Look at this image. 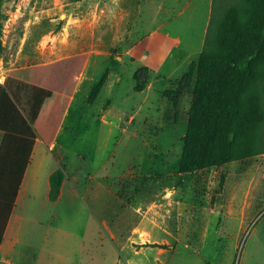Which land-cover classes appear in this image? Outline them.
<instances>
[{
	"label": "rangeland",
	"instance_id": "374dc122",
	"mask_svg": "<svg viewBox=\"0 0 264 264\" xmlns=\"http://www.w3.org/2000/svg\"><path fill=\"white\" fill-rule=\"evenodd\" d=\"M187 2L0 0V83L19 81L32 67L87 53L52 148L58 170L64 173L72 167L78 154L85 159H75L74 170H91L93 154L102 155L112 174L120 175V185L114 187L118 196L157 205L143 209L145 215L160 217V224H149L152 238L143 233L150 241L140 247L168 251L172 264H264V154L193 172L181 170L190 88L206 26L204 6L180 13ZM247 7V0H214L206 58L233 46L230 41L243 29ZM263 13L261 0L257 15ZM163 23L164 30L186 43L151 76L131 50ZM190 53L198 57L186 69ZM172 72L175 78L168 83L159 77ZM149 80L153 90L138 93ZM173 91L177 96L166 97ZM120 118L133 122L128 129L140 132V139L115 129L105 147L99 144L98 122Z\"/></svg>",
	"mask_w": 264,
	"mask_h": 264
},
{
	"label": "trees",
	"instance_id": "16d2710c",
	"mask_svg": "<svg viewBox=\"0 0 264 264\" xmlns=\"http://www.w3.org/2000/svg\"><path fill=\"white\" fill-rule=\"evenodd\" d=\"M261 0H247L243 29L219 56L206 58L210 22L190 88L183 172L264 154V13ZM236 45V48L234 47ZM88 54H77L28 69L19 81L0 83V246L37 138L56 140ZM18 76L19 73H12ZM25 90V93H24ZM178 92L166 93V97ZM64 173L51 176V199L60 194Z\"/></svg>",
	"mask_w": 264,
	"mask_h": 264
},
{
	"label": "crops",
	"instance_id": "0c3cea01",
	"mask_svg": "<svg viewBox=\"0 0 264 264\" xmlns=\"http://www.w3.org/2000/svg\"><path fill=\"white\" fill-rule=\"evenodd\" d=\"M187 1L180 13L187 9L194 12L203 6L206 10V26L199 56L204 49L214 0H197L199 5L203 2L201 6L194 3L196 0ZM165 26L161 24L131 50L135 61L146 68L151 76L157 75L170 61L175 49L186 43L180 35L164 30ZM191 55L184 63L186 69L197 60L198 56L192 58ZM159 77L165 83L175 78L173 72ZM154 87L153 80H149L138 93L147 94ZM132 125V121L122 118L98 122L99 144L105 147L115 129L123 135L140 139V132L128 129ZM62 128L63 122L56 140L50 146L41 138L36 140L0 246V264H172L174 258L168 251L157 253L155 247L148 251L140 247L146 240L150 241L143 237V233L152 238L150 225L160 224V217L153 218L148 215L149 212L145 215L143 209L157 205L151 203L149 206L139 200H126L118 196V190H114V187L118 186V182L120 185V175L112 174L99 153L93 154L91 159L94 168L85 172L74 170L73 165L75 159L85 157L81 154L74 156L73 163H69L72 167L64 170L58 198L51 199V176L59 168L52 148L57 146ZM3 138L4 132L0 131V146ZM107 162L110 165V158ZM110 195L117 196V199H110ZM61 206L66 209L59 211ZM163 223L166 220L163 219Z\"/></svg>",
	"mask_w": 264,
	"mask_h": 264
}]
</instances>
